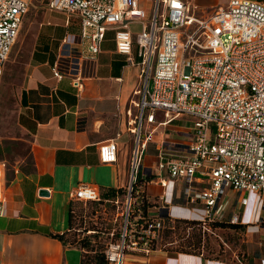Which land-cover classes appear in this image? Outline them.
I'll list each match as a JSON object with an SVG mask.
<instances>
[{"label":"built area","instance_id":"built-area-1","mask_svg":"<svg viewBox=\"0 0 264 264\" xmlns=\"http://www.w3.org/2000/svg\"><path fill=\"white\" fill-rule=\"evenodd\" d=\"M32 1L0 0V83ZM48 7L80 19L79 40L60 47L56 78L68 77L81 91L86 74L95 71L107 30L114 31L116 51L139 69L129 101L135 112L127 120L133 146L121 211L125 222L119 240L104 251L107 264L155 250L151 244L158 243L164 220L152 218L135 230L129 221L132 188L154 130L174 119L184 116L193 124L186 140L161 147L155 170L184 182L183 204L200 207L198 219L220 220L232 208L231 222H237L249 194L264 205V2L228 0L206 14L189 0H49ZM135 23L136 32L130 29ZM157 113L163 120L157 121ZM117 151L114 139L104 141L101 161L116 162ZM5 167L0 162L1 172ZM156 176L165 187L166 179ZM70 199L99 201L101 193L79 183ZM114 199L117 203L118 195Z\"/></svg>","mask_w":264,"mask_h":264},{"label":"crops","instance_id":"crops-1","mask_svg":"<svg viewBox=\"0 0 264 264\" xmlns=\"http://www.w3.org/2000/svg\"><path fill=\"white\" fill-rule=\"evenodd\" d=\"M189 1L203 14L228 2ZM62 15L67 16L50 9L44 12L32 44L17 112V123L30 138L31 163L16 166L9 179L0 178V264H81L80 246L65 244L55 236L69 228L70 192L79 183H89L99 188L101 197L112 192L115 196L129 180L133 134L127 130V120L128 112H135L129 101L137 85L138 66L116 51L114 32L107 30L95 71L86 74L81 91L68 77L56 78L53 67L62 43L80 37V30L71 31L68 20H59ZM132 56L139 60L135 49ZM160 115L156 114L157 121L163 120ZM178 119L154 130L140 170L141 176L151 179L142 189L157 202L148 209L150 216L198 219L201 214L196 207L183 204L184 182L155 170L160 149L186 140L176 133L190 126L175 123ZM108 139L117 142L114 163H103L100 158L99 147ZM156 174L166 179L165 187L157 183ZM248 199L239 210V219L264 234V205L256 194H249ZM128 255L143 260L124 258L123 264H224L161 249L147 256ZM253 259L255 264H264V249Z\"/></svg>","mask_w":264,"mask_h":264},{"label":"rangeland","instance_id":"rangeland-1","mask_svg":"<svg viewBox=\"0 0 264 264\" xmlns=\"http://www.w3.org/2000/svg\"><path fill=\"white\" fill-rule=\"evenodd\" d=\"M48 2L49 0L32 1L30 9L25 16L19 38L6 62L4 77L0 83V162L4 161L6 163V167L2 171L1 180L4 175L6 179H9L14 173L16 166L29 167L31 163L30 138L19 127L17 112L36 29L42 20L44 12L49 10ZM211 11L212 9H208L207 12ZM65 19L70 22L71 31L80 30V19L77 15H62L59 20L64 22ZM130 29L136 32L139 31L140 26L135 23L130 25ZM113 32L111 31L112 34ZM175 123L184 127L193 124L191 120L184 116L176 120ZM176 134H179L180 138L186 139L188 132L185 129H180ZM126 193L125 190L124 193L118 195L117 203L114 202L115 199L112 196L108 205H75L76 211H80V209L83 211V215L79 216L76 223H74L76 230H85L92 223L95 225L92 228L97 229V232L95 230L78 232V237L79 239L89 237L91 244L95 245L98 253H104L110 243L119 240L125 222V215H122L121 211L125 207ZM1 198L2 195L0 196ZM234 199L235 196L233 195L232 201ZM94 209L96 211L92 213ZM196 209L201 214V208L196 207ZM231 214H233L232 208H230L228 216ZM226 216L227 213L224 217ZM79 221H81V226L78 225ZM129 221H132V216ZM182 227L185 228L184 231L181 230ZM201 229V243L197 251L206 260L224 264H250L251 259L259 256L264 249V234L252 227H246L242 230L225 226L212 227L206 224L202 225ZM194 231L197 232L198 229L180 223L179 227H175L170 236L162 239V243L166 247L176 248L181 242L188 239V236H191ZM184 232L186 234L181 237L183 235L181 233ZM157 248L163 250L159 246ZM125 258H130L134 261L143 260V258L131 255H127Z\"/></svg>","mask_w":264,"mask_h":264},{"label":"trees","instance_id":"trees-1","mask_svg":"<svg viewBox=\"0 0 264 264\" xmlns=\"http://www.w3.org/2000/svg\"><path fill=\"white\" fill-rule=\"evenodd\" d=\"M151 178L146 177V176H141L140 172L137 174V178L133 183V190H132V196L134 199V203L132 206L131 210V216H132V223L133 227L135 230L141 229L145 222L147 220H151L152 218H157L154 216H150L148 214V209L151 206H154L157 204L155 200L150 199L145 192L142 189V186L144 183L149 181ZM125 189H119L117 191V194H122L124 193ZM114 196V193L112 192L110 195L106 197H101L99 201H88L86 203L82 201H72L69 205V210H68V219H69V228L63 233H58L55 234L57 238L62 240L65 244H77L80 246L82 250V261L81 264H107V259L104 255V253H98L96 252L95 245L91 244V241L89 237H84L83 239H79V234L78 232L86 231L88 232L89 230H95L97 232L96 228L94 227V223L90 227H86L85 230L82 231H77L74 223H76L77 218L79 216L83 215L82 209L80 211H76L75 205H81V204H91V205H100V204H107L109 203L111 197ZM115 197V196H114ZM96 209L93 210L92 213H95ZM230 211V210H229ZM228 211V212H229ZM227 216L220 219V220H205L202 221L200 219H189V218H173L171 219L170 217H164L162 218L164 220V228L162 232L160 233V239L158 243H153L151 244L152 249H156L157 246L162 248L163 250H170V251H178L181 253H189V254H195L199 255V251H197V248H199L200 243H201V231H202V225H211L212 227H217V226H225V227H232V228H238L244 230L247 226V224L242 223L240 219H238L237 222H231V215ZM233 212V211H232ZM176 222V223H175ZM185 224L186 226H193V228L198 229V231L192 232L191 236H188V239H186L184 242H181L178 247L176 248H169L163 245L162 239L164 237L170 236V234L174 231L175 227H179V224ZM79 226H81V221H79ZM181 230H185V228L182 227ZM181 237H183L186 233H181ZM96 252V253H95ZM257 257V256H255ZM254 258V257H253ZM251 259L250 264L253 263L254 259Z\"/></svg>","mask_w":264,"mask_h":264},{"label":"bare ground","instance_id":"bare-ground-1","mask_svg":"<svg viewBox=\"0 0 264 264\" xmlns=\"http://www.w3.org/2000/svg\"><path fill=\"white\" fill-rule=\"evenodd\" d=\"M1 175H2V172H1V170H0V177H1ZM0 195H1V193H0Z\"/></svg>","mask_w":264,"mask_h":264},{"label":"water","instance_id":"water-1","mask_svg":"<svg viewBox=\"0 0 264 264\" xmlns=\"http://www.w3.org/2000/svg\"><path fill=\"white\" fill-rule=\"evenodd\" d=\"M41 192H42V193H46V191H44V190H43V191H41Z\"/></svg>","mask_w":264,"mask_h":264}]
</instances>
